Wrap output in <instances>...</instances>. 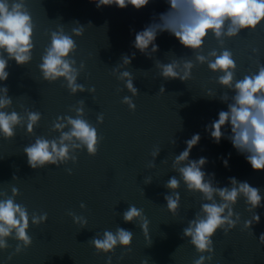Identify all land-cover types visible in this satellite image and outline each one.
Instances as JSON below:
<instances>
[{
  "label": "water",
  "instance_id": "water-1",
  "mask_svg": "<svg viewBox=\"0 0 264 264\" xmlns=\"http://www.w3.org/2000/svg\"><path fill=\"white\" fill-rule=\"evenodd\" d=\"M169 7L167 0H149L141 9L132 5L97 7L95 0H27L35 24L33 58L25 65L9 60V78L0 81V88L7 87L13 100L6 111L14 110L25 117L12 139L0 133V200L12 196L15 187L19 193L16 203L25 206L30 217L47 213L48 220L40 225L30 220L32 244L19 253L16 246L21 242L8 238L9 247L0 249V264H109V258L110 264H194L201 253L183 230L208 201L201 193L187 189L177 168L201 157L207 160L202 171L213 187L230 188L231 178H235L258 188L264 198V170H254L246 159L248 153L233 146L230 122L222 127L219 143L210 134L219 112L228 111V105L234 102L235 92L220 85L219 74L195 61L193 51L166 31L158 33L155 44L159 51L155 53L150 47V55H146L133 46L136 33L159 23L160 15ZM80 26L83 36L73 35L72 30ZM60 28L76 41V66L81 62L85 65L78 83L86 89L94 87L95 93L86 90L73 95L63 78L52 83L43 78L41 56L50 44V33ZM225 46L238 65L237 80L257 72V64H264V25L226 38ZM213 48H218V43L210 35L204 54ZM125 55L131 59L130 65L123 63ZM174 59L195 63L191 79L166 80L160 75L157 64ZM124 71L132 73L137 95L127 89L126 80L118 78ZM225 94L227 100L222 98ZM125 96L133 100L135 111L122 102ZM80 101L82 118L97 129L100 137L97 154L89 155L87 148L81 147L70 153L76 161L31 168L24 148L39 137L58 139L60 132L54 130L53 122L61 116L76 118ZM28 112H39L42 117L31 134L26 126ZM100 114L103 123L98 121ZM196 134L201 139L189 160L174 167L175 157ZM156 151L158 155L153 156ZM173 176L180 180L176 191L181 198L175 214L164 198L172 194L165 185ZM130 205L143 210L149 221L147 233L139 220H123ZM249 208L241 197L234 206L240 220L227 234L218 230L213 236L214 252L203 254L212 256L205 264H264V244L260 243L264 199L260 207ZM69 213L83 217L87 223H77ZM254 214L260 216V222L245 228L244 222ZM118 227L133 233L130 248L118 245L114 252L104 253L89 243L93 237L103 238L105 230L115 233Z\"/></svg>",
  "mask_w": 264,
  "mask_h": 264
},
{
  "label": "clouds",
  "instance_id": "clouds-1",
  "mask_svg": "<svg viewBox=\"0 0 264 264\" xmlns=\"http://www.w3.org/2000/svg\"><path fill=\"white\" fill-rule=\"evenodd\" d=\"M95 2L97 7L116 5L126 8L132 5L141 9L149 3V0H95ZM167 3L170 7L160 15V22L137 32L133 46L146 55H150L148 52L150 47L151 52L155 53L159 51L158 45L155 44L157 35L166 31L174 35L182 46L193 51L195 61L207 64L212 72L219 74L217 82L235 92L232 97L234 102L228 105V111L219 112V119L213 121L211 128L214 130H211L210 134L219 143L223 137L222 127L230 122L232 135L229 138L233 146L241 153H248L246 159L254 170H264V64L258 63L257 72L246 74L242 79L237 80L235 74L238 65L233 52L225 46L226 38H235L242 30L255 31L259 26L264 25V0H167ZM72 33L75 36H83V26L74 28ZM34 35L35 24L27 8V0H0V81H7L9 78L7 71L9 60H14L18 65H25L32 60ZM73 35L67 34L63 28L52 31L50 44L41 56L39 69L43 78L50 83L63 78L66 87L73 95L86 90L95 93L94 87L86 89L83 84L78 83L85 65L81 62L77 67V62L73 59L77 51ZM210 35L217 41L218 48L211 49L205 55V43ZM122 60L125 65L131 64V59L127 55L123 56ZM195 66L193 61L186 59H174L170 63L157 64L164 79L182 81L192 78V69ZM118 78L126 80V87L133 95L138 94L131 72L124 71ZM163 91L162 86L161 92ZM0 92L3 93L0 95V133L5 138L12 139L15 136V128L25 123V117H21L14 110L6 111L12 106L13 100L8 95L7 87L0 88ZM222 98L227 100V94ZM122 102L135 111L136 105L130 97L125 96ZM79 103L81 107L75 109L76 118L61 116L53 122L54 130L60 132L58 139L49 140L39 137L34 144L24 148L31 168H43L49 164L58 166L68 160L76 161L77 157L70 153L81 147H86L89 155L97 154L100 144L98 131L82 118L83 101ZM41 118L39 112L27 113L28 133H34ZM103 120V114H100L98 121L103 123ZM69 125L71 126L69 131H64ZM200 139L196 134L186 141L187 148L175 157L174 167L189 160L192 149ZM77 141L79 143H76ZM152 155H158V151L153 152ZM206 163V158L201 157L177 168L187 189L201 193L208 201L201 205V213H197L196 218L183 230V235L189 237L191 244L198 253H201L194 264H205V260L212 259L211 255L203 254L214 252L213 236L218 230H223L227 234L236 227L240 216L234 211V206L241 197L244 198L246 205L250 206L249 211L260 207L264 199L258 188L247 182H239L235 178H231L230 188L213 187L210 181H206V173L202 171ZM225 165L227 166V161ZM165 187L172 190V194L165 195L164 198L167 201V208L175 214L180 207L181 198L176 191L180 187V180L173 176ZM18 194V189L13 187L12 196L0 200V249H7L8 238H13L21 242L16 246L17 253L32 244V238L28 234L30 220L35 225L48 220L47 213L33 214L30 217L27 208L16 203L15 196ZM217 196L220 198L219 201L216 200ZM81 207L86 206L81 204ZM69 215H72L77 223H87L83 217H78L74 213ZM123 220L126 223L139 220L140 226L147 233L149 221L143 210L136 206H129L123 213ZM253 222H260L258 214L245 221L244 227L250 229ZM132 241L133 233L118 227L115 233L105 230L103 238L93 237L89 243L94 245L97 252L109 253L114 252L118 245L130 248ZM260 243L264 244V234L260 236ZM110 260L111 258L109 264Z\"/></svg>",
  "mask_w": 264,
  "mask_h": 264
}]
</instances>
